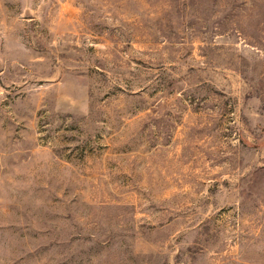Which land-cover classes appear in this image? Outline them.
I'll use <instances>...</instances> for the list:
<instances>
[{"label": "rangeland", "instance_id": "obj_1", "mask_svg": "<svg viewBox=\"0 0 264 264\" xmlns=\"http://www.w3.org/2000/svg\"><path fill=\"white\" fill-rule=\"evenodd\" d=\"M0 264H264V0H0Z\"/></svg>", "mask_w": 264, "mask_h": 264}]
</instances>
